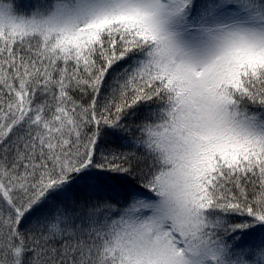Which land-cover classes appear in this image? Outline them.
<instances>
[{
	"label": "snow or ice",
	"instance_id": "obj_1",
	"mask_svg": "<svg viewBox=\"0 0 264 264\" xmlns=\"http://www.w3.org/2000/svg\"><path fill=\"white\" fill-rule=\"evenodd\" d=\"M0 264H264V0H0Z\"/></svg>",
	"mask_w": 264,
	"mask_h": 264
},
{
	"label": "trees",
	"instance_id": "obj_2",
	"mask_svg": "<svg viewBox=\"0 0 264 264\" xmlns=\"http://www.w3.org/2000/svg\"><path fill=\"white\" fill-rule=\"evenodd\" d=\"M111 146L112 147H116V144L114 142L111 143ZM114 195L117 194V193H113Z\"/></svg>",
	"mask_w": 264,
	"mask_h": 264
}]
</instances>
